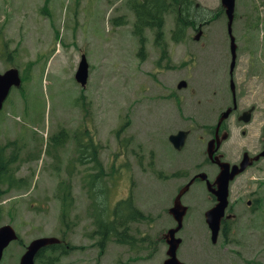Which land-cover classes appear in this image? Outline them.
<instances>
[{
    "label": "rangeland",
    "instance_id": "1",
    "mask_svg": "<svg viewBox=\"0 0 264 264\" xmlns=\"http://www.w3.org/2000/svg\"><path fill=\"white\" fill-rule=\"evenodd\" d=\"M134 1L51 0L47 6L46 0H0V71L15 67L30 77L22 88L12 89L0 115V158L17 153L12 171L26 181L17 188L3 185L8 191L0 193V225L12 224L21 237L5 249L1 264H18L35 238L64 234L81 248L60 264H162L168 248L163 236L176 225L170 208L178 191L200 164L213 176L205 156L194 151V137L178 150L169 136L187 128L197 133L202 127L208 142L209 129L232 103L227 18L222 14L198 30L190 28L183 42L173 43L176 17L166 15L170 53L159 66L161 50L152 31L147 30L145 50L139 53ZM195 4L205 14L216 12L221 0ZM235 9V84L245 90L244 101L249 97L264 112V0H237ZM82 54L90 63L85 88L75 76ZM182 79L188 86L179 89ZM235 122V116L225 122L233 129L229 146L241 138L242 128ZM58 130L69 133L61 147ZM86 139L101 146L106 175L91 192L98 194L106 217H112L119 199L133 194L135 205L152 219L131 223L134 245L111 240L103 255L95 245L98 236L93 237L96 208L87 195L88 179L82 172L68 173L77 160L75 142ZM87 163L89 174L93 163ZM260 164L233 185L236 210L230 212L237 218L228 220L229 240L221 233L216 244L211 241L205 212L214 200L203 184L186 192L183 203L190 206L178 234L183 238L180 259L187 264H264V202L256 211L248 207L245 187L264 195V160ZM173 173L176 177L169 178ZM70 177L75 204L69 216L72 226L66 228L57 194L62 181L72 182ZM106 187L111 190L104 194Z\"/></svg>",
    "mask_w": 264,
    "mask_h": 264
},
{
    "label": "trees",
    "instance_id": "2",
    "mask_svg": "<svg viewBox=\"0 0 264 264\" xmlns=\"http://www.w3.org/2000/svg\"><path fill=\"white\" fill-rule=\"evenodd\" d=\"M132 7L136 15L133 32L139 37L141 43L140 53H142L145 49L147 39L145 35L146 29H153L156 36V43L163 49L162 57L169 55L167 54L169 53V49L165 40L164 31L166 13L174 12L175 14L176 27L172 31V39L174 42L179 43L186 39L190 28L197 27L202 20H206L208 18L214 20L218 17L219 13L222 12L221 9H216L217 11L215 13H211V17L209 14L204 15L201 11V7L195 4V0H135ZM24 79L29 81L30 77L28 76V78ZM58 133L59 134L56 138L59 141V144L57 147L61 145V143L67 141V132L65 130H62L61 132L58 131ZM85 135L89 136V132L86 131ZM50 138L51 135L48 140ZM13 143L16 144L17 142ZM78 145L79 149L84 152V154H89V157L95 163V167H99V171L94 173V176H92L88 181V194L89 197L93 199L92 205L96 208V215H94V224L96 229L93 234L99 236L97 245L101 253H104L111 240H115L120 244L134 245L137 241V237L131 235L129 232L131 229V223L151 220V216L140 210L135 205L133 195H130L128 198L120 200L114 207L112 217L107 218L105 215V209L97 200L98 194L91 192L96 188L98 181H103L106 175V172L104 173L103 163L99 158L100 146L91 143V141L86 144L85 140H79ZM16 159L17 153L7 159L1 157L0 188L5 184L14 185V188H17L26 183L24 178H17L15 176V172L12 171L11 164L15 162ZM108 189L110 188L106 187V189H104V194L108 192ZM60 192L62 198V221L63 224L69 228L72 225V221L69 216L75 202L71 181H63L60 186ZM225 224H228V221H226ZM224 233L225 236H227V228H225ZM69 246L70 247L63 244H55L48 250H42L38 255L39 260L44 264H57L64 255H67L72 250L77 249V246L75 245Z\"/></svg>",
    "mask_w": 264,
    "mask_h": 264
},
{
    "label": "water",
    "instance_id": "3",
    "mask_svg": "<svg viewBox=\"0 0 264 264\" xmlns=\"http://www.w3.org/2000/svg\"><path fill=\"white\" fill-rule=\"evenodd\" d=\"M222 5L225 7L228 17V34H230L231 38V53H232V62H231V73L236 66V57H237V42L236 37L233 34V20L235 19V8H236V0H222ZM89 77V64L84 55L80 62L79 68L76 73V79L82 85H86ZM22 84V78L20 72L17 68H12L7 70L4 73L0 72V110L3 107V103L5 99L8 97L10 93V89L13 85L20 86ZM232 89L234 91L235 96V107L237 106L236 100V89L234 80L232 79ZM188 82L186 80H182L179 83V87H186ZM233 107L227 108L220 117L218 122V130L222 125V121H224L227 117H229L232 112ZM250 119V113H246L245 120ZM189 132L186 130H181L176 134L170 136L171 141L174 145L181 149L187 139ZM211 156H213V150H210ZM261 155H264V151ZM260 156H257L256 159H259ZM221 164V172L217 176L216 180L212 183L208 178L207 173H200L196 177H201L202 179H207L208 188L211 192H213L217 196V203L207 210L206 212V220L212 232V241L216 243L218 241V237L220 234L221 224L223 218L226 216V210L229 205V196L230 194V183L232 179L235 178L237 174L243 171L246 168V164L242 166L234 165L231 168V164L228 162L220 161ZM195 178L192 179L188 184H186L177 195L173 207L170 209L171 214L177 220L178 224L176 227L171 228L166 234L165 238L169 243L168 255L169 257L164 261L163 264H186L182 260L178 258L177 251L182 242V238L177 237V232L182 228L184 217L187 213L188 207L185 206L182 202L183 195L189 190L190 186L194 182ZM228 218H231L232 215L228 214ZM18 234L16 229L10 225L5 224L0 226V263L3 258L5 248L13 241L18 239ZM60 242V239L57 237H41L33 240L29 246L27 247L26 252L21 257V261L19 264H35L36 255L38 252L45 246L50 244H55Z\"/></svg>",
    "mask_w": 264,
    "mask_h": 264
},
{
    "label": "flooded vegetation",
    "instance_id": "4",
    "mask_svg": "<svg viewBox=\"0 0 264 264\" xmlns=\"http://www.w3.org/2000/svg\"><path fill=\"white\" fill-rule=\"evenodd\" d=\"M235 74V73H234ZM229 83L231 80V75L229 73ZM228 83V84H229ZM237 88V107L233 108V112L230 116H235L237 125L242 128L240 130L241 138L238 139V141L234 142V146H229L228 141H231L233 138V129L232 127H225V125H222L220 130L217 131V123L209 129V135L210 139H214L217 136H221L222 140L220 141V147L218 148V144H216L215 147V153L214 158H210L208 152H207V144L206 143V132L202 133V127L198 129V132L195 133L193 129H189V137H194L195 140V149L194 151L198 153L199 156H202V154L205 156L204 161H206L210 166H212V173L213 176L210 178L211 180L216 179V176L221 172V165L216 161L215 157H221L222 161H229L231 165L237 164L238 166L242 163L249 164L246 169L242 173L236 176V178L230 182V195L233 193V185L237 181L238 178H240L242 175L247 174L250 170L258 168L261 164V162L264 160V156L260 157L256 160V156L260 155L262 151L264 150V112L261 110L260 104H254L249 102V97L244 101L245 95L243 92L245 90L240 89L238 85H236ZM230 96L232 100V104L234 105V94H232V87H230ZM248 92V91H246ZM230 106V105H228ZM252 117L248 120V122L240 121V117L244 115V112L252 109ZM219 119V117H218ZM225 122V121H224ZM224 124V123H223ZM246 127H249L248 131L245 129ZM256 129H258V133H256ZM224 135L226 137L224 138ZM209 139V140H210ZM188 142V139H187ZM187 144V143H186ZM203 144V145H202ZM218 148V149H217ZM204 172L202 170V164H200V169L195 172V174L190 177L193 178L197 174ZM189 179V180H190ZM263 180L257 182V187L259 185H263ZM195 183H202L207 187V182L202 181L200 178H196ZM194 183V184H195ZM247 188V191L249 192L247 204L248 207L253 208L254 211L261 209L260 206H262V203L264 202V195L262 193L258 192L257 188L249 191L248 187L249 185H245ZM209 197L215 200V203L217 202L216 196H214L212 193L209 194ZM238 199V198H237ZM238 201V200H237ZM236 204H232L230 201L228 211H235ZM236 215V213H233ZM237 218H234V220Z\"/></svg>",
    "mask_w": 264,
    "mask_h": 264
}]
</instances>
